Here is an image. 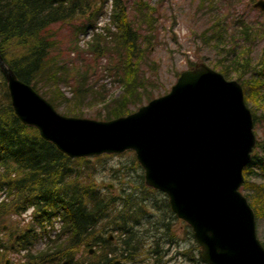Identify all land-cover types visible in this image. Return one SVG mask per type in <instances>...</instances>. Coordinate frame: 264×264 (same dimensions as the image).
<instances>
[{
  "label": "trees",
  "instance_id": "trees-1",
  "mask_svg": "<svg viewBox=\"0 0 264 264\" xmlns=\"http://www.w3.org/2000/svg\"><path fill=\"white\" fill-rule=\"evenodd\" d=\"M214 1L200 0V8L208 6L211 11L217 6ZM223 1L230 8L232 0ZM104 2L0 0V55L19 79L36 91L46 90L41 92L42 96L58 112L64 103L59 112L62 115L84 117L81 108L93 106L90 99L95 102L106 99L104 86L93 90L89 82L91 76L97 75L102 56L108 57L106 69L122 85L123 94L111 98L104 106V114L96 112L92 119L109 121L126 116L144 100L155 97L156 67L148 54L158 29L156 1L113 0L112 19L117 31L112 40L101 35L93 38L86 49L92 54L89 60L78 56L80 63L67 67L59 61L60 53L56 57L52 55L58 44L56 34L64 27L73 29L74 49H78V34L93 25ZM170 16L173 30L177 20L174 14ZM225 18L227 15L222 20H213L194 35L205 45L222 42L228 35ZM78 19L83 20L75 23ZM232 23L248 44L258 34L259 29L252 30L250 23L241 18ZM249 50L250 46L246 45L243 55L229 48L225 57L215 61L212 67L220 69L226 79L229 69L237 72L235 79L243 87L246 104L253 99L249 108L256 125L260 119L257 105L264 102V65L252 63ZM194 65L188 60L189 68ZM144 66L153 68L147 72ZM61 80L73 81L74 97L66 102L61 93L49 91ZM127 153L133 155L131 159L107 172L108 181L117 188L114 191L103 178L101 181L96 178L98 166H104L96 162L112 155L70 158L43 139L36 128L23 124L14 113L0 71V166L3 169L0 187L14 191L0 204V248H3L0 264H6L10 250L33 246L43 234L45 224L58 211L62 212L64 221L61 234L43 251L28 254L24 264H168L172 247L175 250L171 258L180 255L190 264L206 263L199 255L200 247L191 227L172 212L165 193L145 184L142 167L132 152ZM243 177L239 189L253 209L256 221L264 219V142L256 140L251 159L243 168ZM31 205L35 207L33 221L21 228L12 215ZM174 221L193 240L190 245L188 238L179 237L176 229H172ZM64 235V242L59 241ZM261 243L264 246V241Z\"/></svg>",
  "mask_w": 264,
  "mask_h": 264
},
{
  "label": "water",
  "instance_id": "water-1",
  "mask_svg": "<svg viewBox=\"0 0 264 264\" xmlns=\"http://www.w3.org/2000/svg\"><path fill=\"white\" fill-rule=\"evenodd\" d=\"M253 7L264 11V0ZM0 71L18 119L70 158L133 150L145 184L168 196L206 263L264 264L254 211L239 191L255 144L239 82L201 62L137 111L98 121L58 113L1 55ZM21 89L26 93L19 99Z\"/></svg>",
  "mask_w": 264,
  "mask_h": 264
},
{
  "label": "rangeland",
  "instance_id": "rangeland-1",
  "mask_svg": "<svg viewBox=\"0 0 264 264\" xmlns=\"http://www.w3.org/2000/svg\"><path fill=\"white\" fill-rule=\"evenodd\" d=\"M153 1L158 3V29L155 44L150 48L148 56L150 59L155 61L156 70L154 81L157 85V87L153 90L155 97L170 91L171 87L177 81V74L189 69L188 60L193 61L197 65L201 62H204L213 70L221 73L220 69L212 67L213 64H215V61L223 59L225 57V52L229 48H235L238 53H241L244 50V47L249 45V56L252 60V63H262L264 65V14L259 9L253 8V3L251 1L232 0L231 6L229 8L228 4L223 0H215L214 3L217 6L211 11L208 6L200 8V0ZM171 14H174L177 20L174 24L173 30L170 27L172 24L170 16ZM225 15H227V18H225L224 27L227 28L228 35H225V37L222 38V42L213 41L211 44L205 45L201 39L194 35V32L199 33L207 28L213 22V20H222V18L224 19ZM239 18L250 23L252 30L259 29L258 34H256L254 40L249 44L243 39V36L239 35L238 31L236 30L238 27H235V24L232 23L238 21ZM82 20L78 19L75 21V23H79ZM72 31L73 29L71 27H64L62 30L58 31L56 34L58 44L57 47L52 50V55H55V57L60 53L59 61L65 63L67 67H70L75 63H80L78 56L84 60H89L92 56V54L85 49V41L89 38H86L83 32L79 33L77 36L78 49H74V45L76 43L75 39L73 40L74 34ZM229 35L233 37L232 40L230 39ZM231 54L232 56L235 54L234 50L231 51ZM241 54H246V51L242 52ZM107 63L108 57L102 56L100 59V68L97 72L98 78L95 80V78L91 76L89 79V82L94 84L92 87L93 90H99V86H104L106 90V99H104L105 101L103 100L101 102H95V99H90L94 105H84L81 108V111L84 113V117L86 118L94 117L96 112H101L104 114V106L107 105V102H110L111 98H117L123 94L122 85L116 80L114 74H111L110 71L106 69ZM144 68L147 69V72H151L153 66L149 68L144 66ZM229 70V78L231 79L227 78V80L237 81V79H235L237 72H235L233 69ZM248 77L249 76L247 75L245 78L248 79ZM97 79L101 84L96 83ZM63 85L69 86L70 84L67 82L49 91L61 93L63 101L66 102L68 99L65 98L61 90ZM148 102L149 101L144 100L142 104L132 109L137 111L140 106L145 105ZM251 105L253 106V99L250 100L248 107ZM63 106L64 103L58 107L59 112L63 110ZM131 107L133 106H130L129 108L131 109ZM257 107L260 109L257 112L260 119L257 124L254 125L253 131L257 140L264 142V102L259 103ZM132 156L133 155L131 153L124 152L122 154H113L103 162V158L100 159L98 162H96L97 165L103 163L104 166H98L100 170L97 171L96 178H98L100 181L103 178L106 182L105 184H110L114 191L117 190V188L108 181L109 178L107 172L111 169V167H117L118 165L120 166L121 163H124L127 161V159H131ZM256 179L259 180V177H256ZM12 219L18 221L16 216H13ZM19 224V227L21 228L24 226L21 222H19ZM173 224L174 227H172V229H176L179 237L188 238L184 233V228L179 222L174 221ZM256 234L260 241H264V219L257 220ZM188 239L189 240H187V242L190 245L193 240L191 238ZM174 250L175 248L173 247L170 250L169 256L171 260L168 262V264H190L188 260H184L180 257V255H176L175 257L171 258L174 256Z\"/></svg>",
  "mask_w": 264,
  "mask_h": 264
},
{
  "label": "bare ground",
  "instance_id": "bare-ground-1",
  "mask_svg": "<svg viewBox=\"0 0 264 264\" xmlns=\"http://www.w3.org/2000/svg\"><path fill=\"white\" fill-rule=\"evenodd\" d=\"M17 77V76H16ZM18 78V77H17ZM19 79V78H18ZM19 80H21V79H19ZM22 81V80H21ZM24 82V81H23ZM69 83L70 85L69 86H66V85H63L62 87H61V90H62V92H63V94H64V96H65V98L66 99H68V100H71V99H73V97H74V91H73V81H68V80H61V81H59L57 84H56V86H54L52 89H54V88H57L59 85H62V84H64V83ZM24 83H26V82H24ZM27 85H29L38 95H40L41 97H43L42 96V94H41V92L43 93V89H41V90H39V91H36L30 84H28V83H26ZM19 95H18V97H19V99H22V97H23V95L26 93L24 90H19ZM26 97V96H25ZM10 98V97H9ZM44 98V97H43ZM69 98H71V99H69ZM31 99V98H30ZM44 99H46V98H44ZM25 100V99H24ZM47 100V99H46ZM105 101V100H104ZM108 101V100H107ZM49 102V101H48ZM50 103V102H49ZM108 103V102H107ZM52 105V104H51ZM53 106V105H52ZM55 109V108H54ZM56 110V109H55ZM15 113V112H14ZM174 226V225H173Z\"/></svg>",
  "mask_w": 264,
  "mask_h": 264
}]
</instances>
